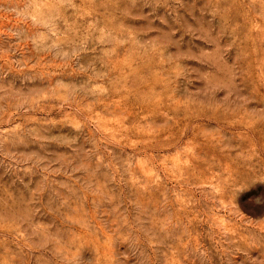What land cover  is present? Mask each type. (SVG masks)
I'll return each mask as SVG.
<instances>
[{"label": "rangeland", "instance_id": "obj_1", "mask_svg": "<svg viewBox=\"0 0 264 264\" xmlns=\"http://www.w3.org/2000/svg\"><path fill=\"white\" fill-rule=\"evenodd\" d=\"M0 264H264V0H0Z\"/></svg>", "mask_w": 264, "mask_h": 264}]
</instances>
